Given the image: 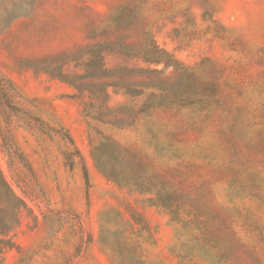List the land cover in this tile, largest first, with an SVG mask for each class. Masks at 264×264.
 I'll return each mask as SVG.
<instances>
[{"label": "rangeland", "instance_id": "rangeland-1", "mask_svg": "<svg viewBox=\"0 0 264 264\" xmlns=\"http://www.w3.org/2000/svg\"><path fill=\"white\" fill-rule=\"evenodd\" d=\"M94 44L107 70L158 72L108 107L159 108L121 128L84 117L88 96L57 77ZM149 44L174 66L145 64ZM102 135L181 190L186 228L97 172ZM0 168L26 204L0 264H264V0H0ZM110 210L130 223L102 226Z\"/></svg>", "mask_w": 264, "mask_h": 264}, {"label": "trees", "instance_id": "trees-1", "mask_svg": "<svg viewBox=\"0 0 264 264\" xmlns=\"http://www.w3.org/2000/svg\"><path fill=\"white\" fill-rule=\"evenodd\" d=\"M102 47V44L89 46L86 51L87 62L82 65L83 73L81 75H76L72 79L63 75L57 77L60 81L71 86L79 96H88L90 102L83 104V116L102 125L121 128L128 124L130 118L159 108V105L149 104L156 97L153 94L148 95L142 107L135 114L124 106L108 107L109 90L114 93L122 91L131 97L143 96L145 87L141 86L144 85L133 82L132 76L147 77L158 72L125 68L107 70L102 63V52L104 51ZM121 52L127 54L126 49H122ZM142 52V60L147 65H163L165 68L174 66V62L153 44H149ZM101 139V142L93 148L91 153L97 172L120 191L152 195L153 197L149 198L148 202L157 208L170 211L174 214V220L182 222L177 211L180 206L186 204L181 199L184 197L181 190L176 188L171 180L159 176L137 154L129 153L127 149L116 143L111 136L102 135ZM24 210H26L25 202L13 192L0 168V252L15 248L11 234L19 227L20 215ZM110 212L124 219L121 211H102L99 215V222L102 226L107 223L106 217ZM131 220L137 224L133 217ZM124 221L126 220L124 219ZM182 223L186 228L189 222ZM205 242H209V239ZM239 246L242 247L241 244ZM179 258L182 261L183 257L179 256Z\"/></svg>", "mask_w": 264, "mask_h": 264}, {"label": "crops", "instance_id": "crops-1", "mask_svg": "<svg viewBox=\"0 0 264 264\" xmlns=\"http://www.w3.org/2000/svg\"><path fill=\"white\" fill-rule=\"evenodd\" d=\"M42 152V151H41ZM30 154V155H29ZM47 153H28V163L32 168H34L35 160L40 157L41 161H43V157ZM45 162V161H44Z\"/></svg>", "mask_w": 264, "mask_h": 264}]
</instances>
